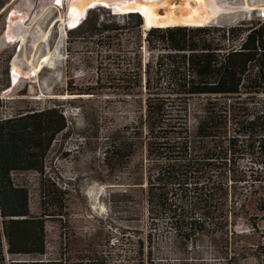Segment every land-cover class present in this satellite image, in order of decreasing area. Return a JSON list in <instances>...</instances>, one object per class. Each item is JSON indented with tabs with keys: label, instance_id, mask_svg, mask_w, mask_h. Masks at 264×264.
Listing matches in <instances>:
<instances>
[{
	"label": "trees",
	"instance_id": "obj_1",
	"mask_svg": "<svg viewBox=\"0 0 264 264\" xmlns=\"http://www.w3.org/2000/svg\"><path fill=\"white\" fill-rule=\"evenodd\" d=\"M127 8L135 10L132 4L120 10ZM126 16L136 26L143 24L136 10ZM120 28L104 24L92 34L113 38ZM209 31L203 26L149 28L144 37L147 48L166 53H157L154 60L150 55L143 63V82L123 78L120 83L119 76L106 75L109 80L102 85L144 90V96L133 101L137 114L131 130H115L106 138L105 167L118 169L143 148L148 213L153 219L166 218L175 238L185 243L194 242L210 227L227 226L229 189L234 193L239 184L262 188L251 195L258 194L255 206L264 214V109L250 105L264 93V27L243 29L240 47L227 52L215 40L218 33ZM229 34L230 29L218 36L225 39ZM141 67L136 60L134 68ZM5 77L0 90L9 86L7 71ZM79 91L93 93L89 87ZM201 95L193 105V96ZM3 105L0 97V109ZM63 108L61 103L27 105L0 117V264H154L150 233L145 256L138 239L133 257L124 263L112 262L93 243L75 248L70 227L58 241L59 250L48 255L47 223L64 225L69 214L68 189L45 173L51 147L70 130ZM246 157L250 164L243 169L239 162ZM28 172L39 175L34 210L29 205L30 184L18 177ZM256 252L264 259V245Z\"/></svg>",
	"mask_w": 264,
	"mask_h": 264
},
{
	"label": "rangeland",
	"instance_id": "obj_2",
	"mask_svg": "<svg viewBox=\"0 0 264 264\" xmlns=\"http://www.w3.org/2000/svg\"><path fill=\"white\" fill-rule=\"evenodd\" d=\"M86 1L89 0H62L60 8L59 0H0V3L4 2L0 9V87L6 81L5 71L10 81L12 64L20 70L11 86L0 90L4 102L0 117L27 105L61 103L70 123V130L58 136L46 159V175L69 191L67 223H47L48 255L59 250L58 241L62 240L64 229L70 227L75 248L93 243L115 263H124L133 257L138 239L143 244L145 256L146 235L150 233L154 264H264V259L256 255L259 247L264 245V214L255 206L256 193L262 188L257 184H239L234 193L229 189L227 226L223 229L210 227L194 242L185 243L175 238L166 218L153 219L148 213L144 194L145 172L141 167L146 161L143 148H137L132 158L120 168L110 170L105 167L102 151L106 138L115 130L120 133L125 127L131 130L137 114L133 101L144 96L143 89L138 93L136 90L127 92L115 85L102 87L109 80L105 79L106 75L119 76L120 83L123 78L143 82V63L150 55L154 60L157 53L166 52L147 48L142 25L136 26L126 16L129 8L125 9L127 13H117L116 10L132 3L114 4L108 9L96 6L89 10L80 26L65 30L67 4L81 5ZM263 1L248 0L250 4ZM199 2H196L195 9ZM236 5L238 7L234 9L225 8L228 11L226 25L213 22L203 26L210 28V33L218 34L230 29L225 39L215 35L224 50L240 45V38L246 34L243 29L264 27V17L258 16L260 11H242V0ZM59 15L61 18L55 20ZM109 23L121 27L116 31V37L102 38L92 34L98 33V27ZM238 33L242 34L238 36ZM101 41L110 43L100 44ZM19 44L22 45L21 51ZM42 53L49 61H43L45 67L34 73L31 69L37 65ZM138 59L142 65L140 69L134 68ZM87 87L92 88L93 93H80L79 90ZM201 97L203 95L200 98L193 96L192 104ZM250 105L264 109V93ZM189 125H194L193 113L189 116ZM249 160L248 157L241 159L240 167L248 169ZM261 175L264 178V173ZM38 176L33 172L18 175L30 184L29 205L32 210L36 208ZM253 189L256 190L255 196L251 195ZM244 201L248 204L239 209ZM234 211H237L236 216H233Z\"/></svg>",
	"mask_w": 264,
	"mask_h": 264
},
{
	"label": "bare ground",
	"instance_id": "obj_3",
	"mask_svg": "<svg viewBox=\"0 0 264 264\" xmlns=\"http://www.w3.org/2000/svg\"><path fill=\"white\" fill-rule=\"evenodd\" d=\"M198 1H200L199 5L195 9L196 2ZM242 1L243 5L241 6H243V8L241 10L244 12H251L253 10L264 11V1L261 3L254 2L251 4L248 2V0ZM91 2H97V6L104 7L106 5H100L101 2L107 3L108 7H111L114 4L123 5L126 3H132L135 10L138 13L140 12L139 15L141 16L143 21L142 27L143 31L145 32L144 34H146L149 28L153 27H170L176 25L194 27L210 25L213 22V24L218 23L221 25H226L228 22L225 14H227L228 11H225L227 10L225 8L227 6H230L232 9H234V7H238L236 5L238 0H89L81 5L73 2L67 4V8L69 9L67 14V21L74 22L78 21V19L80 18V23L78 24V26H80L86 19L89 10H91L87 9L88 4ZM135 10L129 11L135 12ZM84 11H86V16L82 20L80 16ZM259 16L264 17V12L262 13V15L259 14ZM239 20H243V18H239ZM57 21L55 22L54 26L56 25ZM26 34L27 33H25V35ZM19 42L20 40L18 39L17 43ZM21 50L22 45L20 44L19 51ZM47 59L48 56L46 54L43 55L42 53L40 60L37 61V65H35V67L31 69V71H33L34 73L39 72L45 67L44 65L42 66V64L43 61ZM11 67L14 71L20 72V70H18V68H16L14 64H12Z\"/></svg>",
	"mask_w": 264,
	"mask_h": 264
},
{
	"label": "built area",
	"instance_id": "obj_4",
	"mask_svg": "<svg viewBox=\"0 0 264 264\" xmlns=\"http://www.w3.org/2000/svg\"><path fill=\"white\" fill-rule=\"evenodd\" d=\"M259 14H261L262 15V13H263V11H260V12H258ZM259 16V15H258ZM261 17V16H260ZM143 33H144V31H143ZM143 38H144V36H143ZM243 40H244V36H242L241 38H240V41H241V43L243 42ZM240 43V44H241ZM240 47V45H238V46H234L233 48H231V49H225L224 50V52H227L228 50H235V49H237V48H239ZM223 52V51H222Z\"/></svg>",
	"mask_w": 264,
	"mask_h": 264
},
{
	"label": "water",
	"instance_id": "obj_5",
	"mask_svg": "<svg viewBox=\"0 0 264 264\" xmlns=\"http://www.w3.org/2000/svg\"><path fill=\"white\" fill-rule=\"evenodd\" d=\"M10 84H11V81L9 82V86H10ZM9 86H8V87H9Z\"/></svg>",
	"mask_w": 264,
	"mask_h": 264
},
{
	"label": "clouds",
	"instance_id": "obj_6",
	"mask_svg": "<svg viewBox=\"0 0 264 264\" xmlns=\"http://www.w3.org/2000/svg\"><path fill=\"white\" fill-rule=\"evenodd\" d=\"M12 76V75H11Z\"/></svg>",
	"mask_w": 264,
	"mask_h": 264
}]
</instances>
